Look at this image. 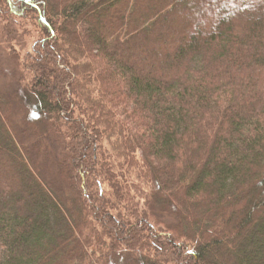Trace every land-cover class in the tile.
<instances>
[{"label": "trees", "instance_id": "1", "mask_svg": "<svg viewBox=\"0 0 264 264\" xmlns=\"http://www.w3.org/2000/svg\"><path fill=\"white\" fill-rule=\"evenodd\" d=\"M0 57V264H264V0H0Z\"/></svg>", "mask_w": 264, "mask_h": 264}, {"label": "rangeland", "instance_id": "2", "mask_svg": "<svg viewBox=\"0 0 264 264\" xmlns=\"http://www.w3.org/2000/svg\"><path fill=\"white\" fill-rule=\"evenodd\" d=\"M36 35H37V32H36V27H35V28H33V32L31 33V35H26L24 37H21V41L20 42H21L22 45H24V49H26V50L29 51L32 48L33 40H34V37H36ZM12 44L15 45V46H17V43L16 42H13ZM7 83H8V80L6 78H4L0 74V86L2 88L4 86L6 87Z\"/></svg>", "mask_w": 264, "mask_h": 264}]
</instances>
